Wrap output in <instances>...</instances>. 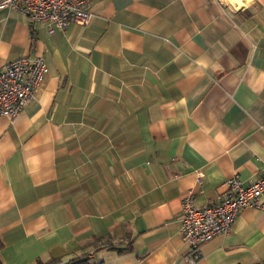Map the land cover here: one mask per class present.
I'll list each match as a JSON object with an SVG mask.
<instances>
[{"label":"crops","instance_id":"crops-1","mask_svg":"<svg viewBox=\"0 0 264 264\" xmlns=\"http://www.w3.org/2000/svg\"><path fill=\"white\" fill-rule=\"evenodd\" d=\"M89 3L90 25L54 35L0 10V68L47 67L0 116L2 262L182 264L187 193L206 205L264 176V0ZM197 264H264V211L242 210Z\"/></svg>","mask_w":264,"mask_h":264},{"label":"built area","instance_id":"built-area-1","mask_svg":"<svg viewBox=\"0 0 264 264\" xmlns=\"http://www.w3.org/2000/svg\"><path fill=\"white\" fill-rule=\"evenodd\" d=\"M89 7V0H0V10L25 16L33 28L44 25L50 35L73 26L90 25ZM46 74V61L37 55L24 56L1 67L0 116L10 119L18 116L43 86ZM198 177L200 183L202 173ZM224 187L226 190L206 205L196 204L193 190L182 199L180 235L188 247L182 264H197L203 245L229 235L242 210L264 211V176L249 185L235 176Z\"/></svg>","mask_w":264,"mask_h":264},{"label":"trees","instance_id":"trees-1","mask_svg":"<svg viewBox=\"0 0 264 264\" xmlns=\"http://www.w3.org/2000/svg\"><path fill=\"white\" fill-rule=\"evenodd\" d=\"M111 250H117L116 248L109 246ZM3 249V243L0 239V264H3L2 259H1V251ZM37 264H92L91 258H89L88 255H81L75 258H72L66 262H61L58 259H52L48 261L47 263H43L41 261H38Z\"/></svg>","mask_w":264,"mask_h":264},{"label":"rangeland","instance_id":"rangeland-1","mask_svg":"<svg viewBox=\"0 0 264 264\" xmlns=\"http://www.w3.org/2000/svg\"><path fill=\"white\" fill-rule=\"evenodd\" d=\"M224 5H225V9H228V7H227V5L224 3ZM230 9H232V10H236L235 8H233V7H231L230 6Z\"/></svg>","mask_w":264,"mask_h":264},{"label":"bare ground","instance_id":"bare-ground-1","mask_svg":"<svg viewBox=\"0 0 264 264\" xmlns=\"http://www.w3.org/2000/svg\"><path fill=\"white\" fill-rule=\"evenodd\" d=\"M231 2H235V1H237V0H230Z\"/></svg>","mask_w":264,"mask_h":264}]
</instances>
